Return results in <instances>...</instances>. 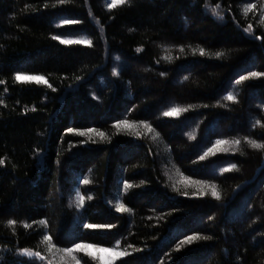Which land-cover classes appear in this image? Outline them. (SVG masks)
<instances>
[{"label": "trees", "instance_id": "obj_1", "mask_svg": "<svg viewBox=\"0 0 264 264\" xmlns=\"http://www.w3.org/2000/svg\"><path fill=\"white\" fill-rule=\"evenodd\" d=\"M109 3L0 0V264H64L55 249L73 243L94 245L91 256L73 253L79 264H264V149L246 142L264 143V78L235 83L264 72V0ZM249 3L256 7L245 14ZM217 4L223 20L211 12ZM53 35L92 44L62 45ZM17 73L42 75L55 91L16 81ZM172 107L189 110L164 116ZM122 120L153 131L114 127ZM89 128L105 136L76 134ZM218 139L241 143L200 160ZM233 163L239 171H221ZM184 177L216 184L221 199L208 189L198 195ZM196 234L211 239L180 245ZM98 249L113 251L104 259Z\"/></svg>", "mask_w": 264, "mask_h": 264}, {"label": "snow or ice", "instance_id": "obj_2", "mask_svg": "<svg viewBox=\"0 0 264 264\" xmlns=\"http://www.w3.org/2000/svg\"><path fill=\"white\" fill-rule=\"evenodd\" d=\"M59 3L61 5L66 3V0H59ZM125 3H128V0H111V3L108 4V8L111 10L115 7H117L118 5H124ZM130 6V5H129ZM45 7H47V5H45ZM256 7L255 4H247L246 7L244 8V13L246 14L247 12H249L250 10L254 9ZM262 10H264V4L261 5ZM220 5L217 4L215 6V8L211 9V12L213 14V16H215L217 19L223 20V15H221L220 11ZM64 24H77L79 23V21L77 20H71V19H65L63 21ZM260 23L262 25H264V17L261 18ZM245 32H251L252 31V25L249 24L247 26V28L244 29ZM254 39H260V37H253ZM52 40H56L59 41L60 44L62 45H74V44H86L88 46H91L92 41L85 39V38H79V39H71V38H62L59 35H53L51 37ZM181 51H183V48L180 49ZM138 51H142V49H138ZM199 53L201 56L205 55V50L204 49H199ZM223 53L217 52L216 56L220 57L222 56ZM113 75H116V73L114 72ZM161 75H164V73H161ZM252 78H264V72H257V71H249L247 73V75H240L239 79H237L235 81V83L237 85L241 84L242 82L252 79ZM185 79H187V77H185ZM15 80L16 81H23L25 83H32L35 82L36 84H44L46 85L48 88H52V85L50 83H48V81L46 80V78L42 75H22L20 73H17L15 75ZM0 83H3V81H0ZM52 91H55L54 88H52ZM225 99L229 100V101H233L236 102V97L229 92L227 94V96L225 97ZM0 103H2V101H0ZM205 107H207V105H205ZM188 108H180V107H172L169 110L165 111L163 113L164 116L166 117H171V116H179L181 113L188 111ZM33 111H35V108H33ZM257 124H259V121H256ZM143 126L146 130H148L149 132L153 131V129L151 128V126L149 124H147L146 122L141 121L140 125L137 124H130L128 121L126 120H122L120 122H118L116 125H114V127L116 128H122V127H139V126ZM68 132H73L75 131L72 128L67 129ZM96 132L97 135H99L100 137H104L105 134L103 132H99L96 129H92L89 128L87 129V131H79L76 134L79 136H86L89 135L90 133ZM193 139L195 137H192ZM253 149H264V143H260L257 142L255 140L252 139H247L246 141ZM241 141L239 139H234V140H216L215 144L213 145V147L208 148V150L206 152H204V154L202 156H200V160H204L206 159L209 155H216V151L218 146L220 145H240ZM5 161L3 159H0V166L4 165ZM222 172L224 173H228V172H232V171H239V169L237 168L236 164H230L228 167L222 168L221 169ZM184 182L187 184H191V185H196L198 186V195H207V192L205 191V189H208L211 191V195L218 201L221 199V195L219 193V191L217 190V185L214 183H209L205 180H189L188 177H184ZM81 183L83 184H88L90 183V181L88 180H82ZM125 188H130L132 187V185L125 183L124 184ZM176 191H179L178 188L175 189ZM77 198H78V206H82L84 203V197L82 195H80L79 192L76 193ZM182 195H188L187 192H183ZM89 199H91V197H89ZM117 211L120 212H130L131 209L126 208L123 204H120L117 206ZM209 219H212V217H209ZM41 224H44L45 226L47 225V221L46 220H42L40 221ZM16 224L15 220H9L7 221V225L8 226H14ZM24 228H29L31 227V225L25 223L23 224ZM84 228L87 229H104V228H111L113 227V225L111 224H84L83 225ZM211 237L207 236V235H189L186 236L182 241H180V245H184V244H188L191 245L194 241L196 240H210ZM43 241L48 245V250L49 252L53 251L54 249V245L52 244V240L51 237L48 235H44L43 236ZM94 247V245L91 244H81V243H73L72 247H64V248H60V249H55L58 252H62L64 254L65 257V261L64 264H79V261L76 259V257L73 255V253L75 251H81L84 252L87 256H91L92 254L90 252L87 251V249ZM99 251H113L112 249H98ZM179 250V246L178 249ZM24 256H27L29 258H33V257H37L40 260H44L45 257L42 256L39 252H35L32 251L28 248H24L21 250V253ZM123 255H127V253L124 252H114V256L119 257V256H123ZM98 259V258H96ZM48 264H52L51 261L48 262Z\"/></svg>", "mask_w": 264, "mask_h": 264}, {"label": "rangeland", "instance_id": "obj_3", "mask_svg": "<svg viewBox=\"0 0 264 264\" xmlns=\"http://www.w3.org/2000/svg\"><path fill=\"white\" fill-rule=\"evenodd\" d=\"M131 68H133V65H131ZM257 97H258V95H255L254 97H253V99H257ZM153 115L155 116V111H154V113H153ZM157 116V115H156ZM190 128V127H189ZM216 130H218V132L216 131ZM226 130L223 128V129H221V128H218L217 127V129H216V127L213 129V130H211V132H214L215 133V135H220V134H222L223 132H225ZM262 184V183H261ZM260 184V185H261ZM259 184L256 186V188L258 187V186H260ZM252 196H253V194L249 197V198H247V199H244V205L245 206H249V200H252ZM241 207V206H240ZM242 208V207H241ZM247 211H244V210H242L241 211V214L237 217V218H235V220H237V221H239L240 223H242V222H247L248 221V216H247ZM206 220V218L205 217H202L200 220H199V222H197V223H195L196 224V226H194V227H192V228H194L193 230H197V229H200V228H202V226H203V224H204V221ZM194 224V223H193ZM182 231V232H181ZM180 231V236H183V235H185V234H187L188 232H186V231H184L183 232V230H181ZM259 248H263V245L262 244H260L259 245ZM102 256H103V258L104 259H106L107 258V252H105V251H102ZM204 262H206V260L205 261H203V262H201L200 264H205Z\"/></svg>", "mask_w": 264, "mask_h": 264}]
</instances>
